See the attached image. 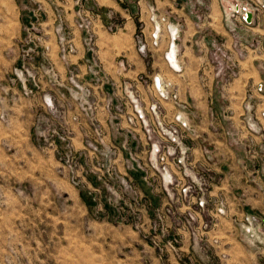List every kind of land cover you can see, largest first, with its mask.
I'll return each mask as SVG.
<instances>
[{
	"label": "rangeland",
	"instance_id": "1",
	"mask_svg": "<svg viewBox=\"0 0 264 264\" xmlns=\"http://www.w3.org/2000/svg\"><path fill=\"white\" fill-rule=\"evenodd\" d=\"M46 1L15 0L21 24L15 30L7 24L0 43V264H238L234 245L227 241L218 250L228 232L232 240L247 234L254 263L264 264V211L248 212L243 191L264 172V165L245 161L264 156V143L254 146L250 134L244 140L226 123L217 137L230 152L220 155L186 117L161 123L156 101L147 119L138 97L111 83L96 53L98 29L114 31L120 22L103 24L97 10L80 2L73 26L81 32V66L72 63L61 74L37 33L46 27ZM61 1L48 3L66 63L76 48ZM196 1L206 9L204 0ZM247 2L222 1V22L236 46L242 36L260 43L241 18L227 16L233 4ZM259 12L252 26L264 24V5ZM173 25L166 27L170 38L176 29V40L180 29ZM223 44L222 38L211 42L215 79L237 73L216 49L229 53ZM169 50L165 58L173 65ZM244 108L247 131L257 133L253 105L246 100ZM194 143L208 165L192 167Z\"/></svg>",
	"mask_w": 264,
	"mask_h": 264
},
{
	"label": "crops",
	"instance_id": "2",
	"mask_svg": "<svg viewBox=\"0 0 264 264\" xmlns=\"http://www.w3.org/2000/svg\"><path fill=\"white\" fill-rule=\"evenodd\" d=\"M49 1L53 2V0ZM65 1V3L61 1L63 4L61 5L64 8L65 23L72 31L76 53L69 54L66 63L59 58L56 37L52 29V6L49 5L48 0L45 8L46 27L37 32L42 44L47 48L46 55L49 59L47 61L51 62L55 69L62 71L61 74L72 63L81 66L83 55L81 32L73 26L74 6L80 2L97 10L103 24L112 20L120 22V27L114 31H108L105 28L98 29L95 41L96 53L111 83L115 88L119 86V89L124 91L122 88L125 87L127 91L137 96L140 101L139 106L144 109L147 119L152 117L150 111L147 110L148 106L156 101L158 104L157 118L161 123L175 125V115L180 114L186 117L189 125L194 126L198 133L200 132L208 140L215 142L217 153L220 155L230 152L229 148L224 145L222 137L221 139L217 137L226 123L232 125V129L238 130L244 140L246 135L250 134L254 146L258 147L264 143V118L260 116V113L264 111V24L248 27L246 32L248 36L256 35L260 43L237 44L236 46L222 22L223 0H204L207 4L206 9L196 5V0ZM5 3H8L9 7L13 4L12 13H8L7 16ZM15 9V0H0V43L6 36L7 24L10 26L13 24L14 30L16 25L19 27L21 24L19 11L16 12ZM153 16L158 18L156 22L152 21ZM160 17L166 18V22L160 21ZM154 23L160 26L156 46L151 43V34L155 30ZM167 24H174L180 29L179 38L173 42L175 51L173 65L169 64L165 58L171 43ZM14 35L18 36L15 32ZM213 38H222L225 49L231 52V56L236 60L237 73L234 76L215 79L214 67L210 58ZM142 42L146 47L143 52L138 48ZM154 77H158L161 86H164L168 94L167 98L158 96L152 81ZM258 83L263 84V90L256 88ZM220 89L221 96L218 94ZM246 100L254 108L253 113L258 128L257 133L254 134L248 132L246 128L247 111L244 108ZM221 118L222 121H220ZM226 118L230 123L226 121ZM262 156L253 161H245L253 168L255 166L260 168L264 165ZM202 158L199 148L194 143L190 151L192 167L197 164L208 165ZM236 162L243 164L244 161L237 158ZM175 173L173 175L177 180H181L180 173L177 171ZM243 191L249 205L246 209L248 212L264 211V172H260L254 183ZM260 231L264 232V228ZM227 235L230 237L225 236L221 240L218 250L226 248L228 241V245H234L231 248L237 253L238 264H256L252 249L245 242L248 240V235H244L242 240H232L229 232ZM232 250H227V252Z\"/></svg>",
	"mask_w": 264,
	"mask_h": 264
},
{
	"label": "built area",
	"instance_id": "3",
	"mask_svg": "<svg viewBox=\"0 0 264 264\" xmlns=\"http://www.w3.org/2000/svg\"><path fill=\"white\" fill-rule=\"evenodd\" d=\"M264 5V0L260 1V0H249V2L247 3H240V4H233L232 5V12L227 15L228 18L231 20L232 19H236V18H241V23L243 24V26H252V24L254 23V21H256L257 19H261V17L259 16L260 14V9L263 7ZM263 18H264V13H263ZM157 32H158V28H155V31L151 34V36L156 39L157 37ZM171 34V43H170V53L173 55L172 52H174V40L176 37V29L174 28V30L172 32H170ZM243 38H240L239 43L238 44H249L252 45L253 42L252 41H246L245 37L242 36ZM234 45H236V43L234 42ZM140 51H144L145 50V45L144 44H140L138 46ZM219 51H222V55L225 56L226 60L229 62V64H231V67H235L237 65V63L234 62V60L232 59L233 57L229 54L226 53L224 50H222L220 47L216 48ZM153 83L156 87V89L159 92V95L161 96V98H165L166 97V93L164 92L163 86H161V82L159 80L158 77H154L153 78ZM256 88L258 90H263V84L262 83H258L256 85ZM153 106V105H152ZM180 114H178V118H180L179 116ZM260 116L264 118V111H262L260 113ZM173 128H169L167 131H173ZM161 132H166V130L161 129ZM171 134H173V132H171ZM172 142V141H171ZM176 144H178V142H175ZM167 144V143H165ZM164 144V145H165ZM162 144H160V146H164ZM168 153H170V151H168ZM182 155L184 156L186 154V150L182 149L181 151ZM162 157L165 160L166 154H162ZM182 156V157H183Z\"/></svg>",
	"mask_w": 264,
	"mask_h": 264
}]
</instances>
